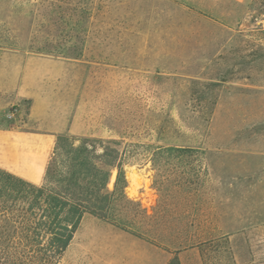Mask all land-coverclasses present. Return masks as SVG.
I'll return each instance as SVG.
<instances>
[{
	"label": "rangeland",
	"instance_id": "1",
	"mask_svg": "<svg viewBox=\"0 0 264 264\" xmlns=\"http://www.w3.org/2000/svg\"><path fill=\"white\" fill-rule=\"evenodd\" d=\"M60 134L119 140L144 240L264 264V0H0V167Z\"/></svg>",
	"mask_w": 264,
	"mask_h": 264
},
{
	"label": "trees",
	"instance_id": "2",
	"mask_svg": "<svg viewBox=\"0 0 264 264\" xmlns=\"http://www.w3.org/2000/svg\"><path fill=\"white\" fill-rule=\"evenodd\" d=\"M3 44L16 46L9 39ZM29 49L45 50L32 44ZM118 144L115 138L58 135L42 184L0 167V264H59L84 214L146 238L148 229L136 216L148 214L125 194L124 166L131 161L122 157ZM147 146L167 154L193 151L171 144ZM113 169L116 177L109 187ZM168 264H180L178 257Z\"/></svg>",
	"mask_w": 264,
	"mask_h": 264
},
{
	"label": "crops",
	"instance_id": "3",
	"mask_svg": "<svg viewBox=\"0 0 264 264\" xmlns=\"http://www.w3.org/2000/svg\"><path fill=\"white\" fill-rule=\"evenodd\" d=\"M44 141L49 147L53 143V139ZM14 173L30 182H38V179L21 170ZM146 201V212L151 214L156 195ZM167 248L158 247L111 223L84 214L59 264H168L174 255L180 264H204L197 243L182 248L167 245Z\"/></svg>",
	"mask_w": 264,
	"mask_h": 264
},
{
	"label": "bare ground",
	"instance_id": "4",
	"mask_svg": "<svg viewBox=\"0 0 264 264\" xmlns=\"http://www.w3.org/2000/svg\"><path fill=\"white\" fill-rule=\"evenodd\" d=\"M133 176V175H132ZM131 176V177H132ZM133 179V178H132ZM136 181V180H135ZM130 182H132V181H130ZM136 183H139V182H136ZM131 184V183H130ZM132 185H133V183H132ZM134 187V186H133ZM135 189L134 188H132V186L131 187H126V192L129 194V195H133L134 193H135V191H134Z\"/></svg>",
	"mask_w": 264,
	"mask_h": 264
}]
</instances>
